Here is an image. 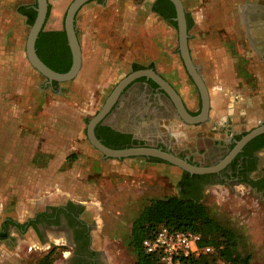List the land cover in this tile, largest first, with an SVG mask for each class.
Returning a JSON list of instances; mask_svg holds the SVG:
<instances>
[{
  "label": "crops",
  "instance_id": "crops-1",
  "mask_svg": "<svg viewBox=\"0 0 264 264\" xmlns=\"http://www.w3.org/2000/svg\"><path fill=\"white\" fill-rule=\"evenodd\" d=\"M9 1L0 0V26L8 13L23 24H14L0 38V165L3 152L12 161L13 152L29 150V214L37 213L34 207L81 201L71 194L81 192L82 165L90 163L84 121L134 71L149 70L131 78L123 89L132 81L143 89H122L99 121L101 126L127 135L129 145L202 131L187 126L171 96L154 80L159 76L190 114L199 109L196 89L181 62L176 29L155 10L156 0L81 4L74 15L80 70L73 80L57 85L28 63L22 38L26 16L12 10ZM48 2L44 29L61 30L65 2ZM199 8L201 16L188 29V49L209 95L203 122L226 136L264 119V0H217ZM157 84L161 89L152 93L149 86ZM19 125L29 128V147L19 146ZM1 204L0 197V214ZM9 209L17 214L16 208ZM2 224L0 219V231ZM2 248L0 239V253Z\"/></svg>",
  "mask_w": 264,
  "mask_h": 264
},
{
  "label": "rangeland",
  "instance_id": "rangeland-1",
  "mask_svg": "<svg viewBox=\"0 0 264 264\" xmlns=\"http://www.w3.org/2000/svg\"><path fill=\"white\" fill-rule=\"evenodd\" d=\"M70 1L64 0L65 9ZM211 1L217 0H184L186 14L192 23L196 17L201 16L199 7ZM6 16L4 27L0 26V38L11 30L14 24H23V19L15 17L12 13ZM29 25L25 21L22 27L23 41ZM87 119L84 121L83 130ZM178 124L182 126L180 122ZM196 127L202 128L201 132L207 134H201V139L196 135L189 136V132H184L180 137L170 135L174 140L177 138L176 143L170 147L179 155L193 152L192 158L201 164L215 162L224 152L218 144L223 141L221 139H226L225 134H211L213 128L205 123ZM28 129L22 128V125L18 127V132H22L17 135L20 147H29ZM83 141H87L85 134ZM90 153V163L82 165V190L80 193L71 194L72 198L81 201L72 202L81 205V215L91 222L92 246L102 252L103 263L105 260L107 264H135V253L128 245L131 222L151 199L179 195V170L163 162L143 157H103L92 146ZM259 153L264 154V150ZM13 155L14 159L9 161L6 152L2 154L0 197L3 210L0 219L2 223L7 218L23 224L35 216V213L29 214V150H18L13 152ZM63 170L67 171L69 168ZM198 199L205 205L210 216L234 233L236 246L232 248V255H249L250 264H264L263 198L244 184L228 183L205 186ZM9 208H16L17 214L12 213ZM40 209L34 207L36 212L44 208ZM11 228V225H8L7 236L0 238L3 239L0 264H64L62 251H66L68 246L51 243L60 240L53 239L48 229H44V239L41 240L30 227L18 226L10 235ZM51 245L54 247H50ZM208 264H223V259L214 251Z\"/></svg>",
  "mask_w": 264,
  "mask_h": 264
},
{
  "label": "flooded vegetation",
  "instance_id": "flooded-vegetation-1",
  "mask_svg": "<svg viewBox=\"0 0 264 264\" xmlns=\"http://www.w3.org/2000/svg\"><path fill=\"white\" fill-rule=\"evenodd\" d=\"M156 1L153 4L155 7L158 6L156 4ZM182 1L184 4V0ZM10 4L12 7V10L13 9L17 10L19 13H22L24 15L25 13L22 12L23 10L30 11L34 9L35 0H30L29 2H24L21 0H11ZM49 9H50V5L48 2L47 15L49 13ZM47 15H46V18H47ZM175 29H176V25H175ZM188 29L189 28L187 27V31ZM42 30H45L44 25H43ZM61 30H63V22H62ZM45 42L46 41L43 40L41 41V44L39 45V51L41 52V54L45 58L50 60V62H52L53 64H59L60 62H62L63 60L62 59V48H61L62 42L60 40L56 42L55 45L57 46V48H55V50L53 51L51 50L50 46H48V43H45ZM181 62H182V59H181ZM193 63L197 65L195 62ZM182 65H183L184 71L186 72L189 80L192 82V84L194 85L196 89L198 100H199V109L196 111V113H198L200 110L199 92L193 80L187 73L183 62H182ZM199 73H200V69H199ZM49 82L52 85H57L59 83H67L68 81L58 82L54 80H49ZM133 86H136V88ZM150 88H151L152 93H154L157 90L159 91L161 89L158 84L149 86V89ZM130 89L140 91L143 89V87L141 85H135L134 82L132 81L123 90L125 92L126 90L128 91ZM260 122H264V119L261 120ZM260 122L256 123L254 126L258 125ZM202 123L204 122L202 121V122H198L194 124H189L187 126H190V125L199 126ZM211 126L210 128H212ZM254 126H252L251 128H253ZM95 127H94V132H95ZM251 128L242 130L240 132H235L233 134H229L226 136L224 135V138L226 137V139H221L223 141L220 140L221 142L220 143L218 142L219 143L218 146L221 145V148L222 150L224 149V152L213 163H202L201 164L200 162L192 158L193 152H190L188 154H183V155H179L175 153L170 147V145H173L176 142L174 139H171L168 137H165V138L159 137L158 139H155L153 141L144 142L142 145L155 146L163 150L170 151L176 154L177 156L186 158L189 162L193 164L207 166V165L215 164L219 159H221L229 151V149L234 145L235 140L240 138L238 136H241L242 134H244ZM212 130L213 131H211V134H215L216 128L214 126ZM100 133L102 134L105 133L104 129L100 128ZM201 134L203 135L207 133L198 132L196 136H198V138L201 139L202 138ZM246 144L242 147L240 151H238L233 156V158L227 163L226 166H224L223 168L217 171L206 172V173H189L160 158H158L159 160H157L155 159L156 157H143V156H140V157H143L146 159H154V160L163 162L165 164L171 165L175 167L176 169H178L179 175L177 176V185L179 182H182V185H178L179 194L181 193L180 190L183 189L184 190L183 193H185L186 195L198 198L199 193L202 191V189L205 186L214 185V184L241 183L247 186L253 192H255V194H258L260 198L264 199V154L259 153L261 150H264V146L248 149V148H244ZM128 146H130L129 143H128ZM122 147H125V146H122ZM184 172H187L189 175L187 177H184L183 176ZM194 174H197L198 176H194ZM252 181H255V183H252ZM81 213H82V209H81L80 204H77L72 201H68L64 204L44 207L42 211L35 213L34 217L29 218L23 224L6 218L4 219L3 224L1 226L2 230L0 231V238L5 237V231L7 230L8 225H11L13 230H17L16 227L18 226L22 228L30 227L39 236L41 240L44 239V229L45 230L48 229L52 233L53 239L56 238L60 240L58 242L51 241V243L53 244L60 243L61 245L64 244L68 246V249L66 251H62L64 252L62 255L65 257L64 264H107L105 260L103 263L102 252H99L97 249H95L92 246V224L90 221H87L86 218L82 216L83 214L81 215ZM95 221L96 220H94V222ZM50 247H54V246L51 245Z\"/></svg>",
  "mask_w": 264,
  "mask_h": 264
},
{
  "label": "water",
  "instance_id": "water-1",
  "mask_svg": "<svg viewBox=\"0 0 264 264\" xmlns=\"http://www.w3.org/2000/svg\"><path fill=\"white\" fill-rule=\"evenodd\" d=\"M86 0H71L68 4L64 18H63V30L65 33L67 45L71 54V63L69 68L64 72H58L46 65L38 56L35 48V41L40 30L43 28L45 18L48 10L47 0H35L34 11L35 15L33 21L28 27L25 40H24V53L28 63L42 76L48 80H54L58 82H64L73 80L78 74L81 66V56L79 44L74 30V15L77 9ZM174 7L175 16L173 19L176 22L177 32V45L179 54L181 56L184 67L196 85L200 96V110L196 114H190L183 104L179 96L165 84V82L159 77L154 76V80L159 84H162L168 94L171 96L176 104L179 116L187 124H194L205 121L208 116L209 110V95L207 88L199 73V68L195 65L189 55L188 50V31L186 21V11L182 0H169ZM149 70H137L133 73L125 76L121 79L107 95L100 108L90 116L85 123V135L90 145L99 151L103 157L123 158V157H156L165 160L178 168L185 170L189 173H206L217 171L233 158V156L242 149V147L255 136L264 132V122H260L244 134L236 139L234 145L229 151L212 165H196L189 162L186 158L177 156L176 154L163 150L161 148L149 145H130L125 147H111L106 145L99 139L95 132V125L109 112L110 108L117 99L118 94L123 89L124 85L133 78L142 73H148ZM156 77V78H155Z\"/></svg>",
  "mask_w": 264,
  "mask_h": 264
},
{
  "label": "trees",
  "instance_id": "trees-1",
  "mask_svg": "<svg viewBox=\"0 0 264 264\" xmlns=\"http://www.w3.org/2000/svg\"><path fill=\"white\" fill-rule=\"evenodd\" d=\"M156 4L158 6L155 7V10L175 27L173 4L169 0H157ZM22 12L26 14V22L31 24L35 15L34 9L30 11L23 10ZM186 19L189 28L192 20L188 15H186ZM43 40L48 43L52 51L57 48L56 42L59 40L62 42V62L53 64L41 54L39 45ZM35 48L40 59L53 70L64 72L69 68L71 54L63 30L41 29L35 41ZM100 128L104 129L105 133H100ZM95 134L103 143L111 147L128 146L129 143L127 135L116 134L109 127L101 126L99 123L95 127ZM261 146H264V133L252 138L244 148H258ZM155 159L159 160L158 158ZM188 175L187 172L183 174L184 177ZM194 176L198 175L194 174ZM252 183H255V181H252ZM178 185H182V182H179ZM183 191L181 189L179 195L151 199L131 222L128 245L135 253V264H162L155 253H146L141 244L142 240L151 236L160 225H164L171 230L196 232L201 237L199 240L200 245L209 244L213 247L212 252L184 259V263L208 264L211 254L215 251L223 259V264H250L249 255H232V248L236 246L234 233L210 216L205 205L198 198L188 196Z\"/></svg>",
  "mask_w": 264,
  "mask_h": 264
},
{
  "label": "built area",
  "instance_id": "built-area-1",
  "mask_svg": "<svg viewBox=\"0 0 264 264\" xmlns=\"http://www.w3.org/2000/svg\"><path fill=\"white\" fill-rule=\"evenodd\" d=\"M200 235L190 230H171L160 225L142 240L146 253H155L162 264H189L183 260L213 251L209 244H199Z\"/></svg>",
  "mask_w": 264,
  "mask_h": 264
}]
</instances>
